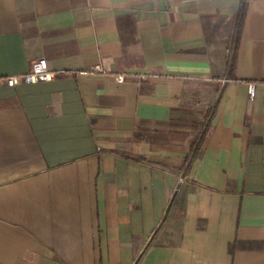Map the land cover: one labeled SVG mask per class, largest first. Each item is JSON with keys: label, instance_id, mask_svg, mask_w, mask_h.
<instances>
[{"label": "crops", "instance_id": "0c3cea01", "mask_svg": "<svg viewBox=\"0 0 264 264\" xmlns=\"http://www.w3.org/2000/svg\"><path fill=\"white\" fill-rule=\"evenodd\" d=\"M239 5L0 0V77L64 73L0 87V264H264V0L228 79Z\"/></svg>", "mask_w": 264, "mask_h": 264}, {"label": "trees", "instance_id": "16d2710c", "mask_svg": "<svg viewBox=\"0 0 264 264\" xmlns=\"http://www.w3.org/2000/svg\"><path fill=\"white\" fill-rule=\"evenodd\" d=\"M248 1L249 0H240V5H239V11L237 12V14L234 17V22H233V32H232V42H231V46H230V56H229V60H228V64H227V68H228V79L231 78L232 73L235 70V61H236V50L237 47L239 45L240 42V38H241V34H242V30L244 27V22H245V18H246V13H247V5H248ZM217 105V103H216ZM216 105L214 106L213 109H211V112L208 114L204 124H203V130L202 133L199 135V137L197 138V141L193 144L192 146V150H191V154H190V158L188 159L185 169H187V171L190 170V166L191 164L195 161V159L198 157V153L203 145L204 139L205 137L208 135L210 129H211V121L212 118L214 117L215 114V109H216Z\"/></svg>", "mask_w": 264, "mask_h": 264}, {"label": "built area", "instance_id": "2783aa9c", "mask_svg": "<svg viewBox=\"0 0 264 264\" xmlns=\"http://www.w3.org/2000/svg\"><path fill=\"white\" fill-rule=\"evenodd\" d=\"M97 72H101L99 69ZM64 73L62 71H53L50 69L48 61L43 58L37 60L32 65V68L28 73L16 74V75H5L0 77V87L6 86L8 88H16L18 85L22 84H35L50 82L62 76ZM127 80L125 76H118L117 81L123 83ZM230 80L224 79V83H229ZM255 85L252 84L250 87L251 98H254Z\"/></svg>", "mask_w": 264, "mask_h": 264}]
</instances>
